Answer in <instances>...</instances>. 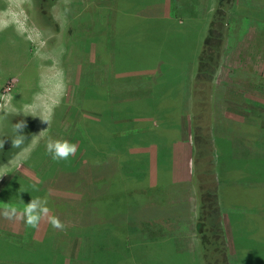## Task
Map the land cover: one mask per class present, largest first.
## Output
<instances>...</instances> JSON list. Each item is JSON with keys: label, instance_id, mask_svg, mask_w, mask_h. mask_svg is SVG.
Returning <instances> with one entry per match:
<instances>
[{"label": "rangeland", "instance_id": "1", "mask_svg": "<svg viewBox=\"0 0 264 264\" xmlns=\"http://www.w3.org/2000/svg\"><path fill=\"white\" fill-rule=\"evenodd\" d=\"M51 1L0 0V171L7 173L0 176V213L32 197H46L51 214L65 224L60 231L42 221L41 233L38 227L29 228L28 236H15L18 244L37 251L34 242L54 233L55 245L41 259L46 264H212L208 257L214 251H204L203 242L211 240L213 232L201 235L207 227L198 221L197 236L187 240L179 232L189 224L175 221V216H187L193 207L199 219L202 203L212 207L215 202L221 213L235 205L223 214L233 244L229 250L225 239L219 241L218 258L224 262L215 264H264V77L261 83H220L205 91L215 58L221 51V59L224 44L236 31L227 32L226 24L240 13L264 19V0H230L218 18L213 16L217 0H124L121 6L115 0ZM211 4L206 18L203 14ZM193 9L197 18L184 14ZM149 12L157 16L150 22ZM207 56L211 62L202 70ZM229 89L236 95L229 96ZM252 90L262 91L251 99L260 106L257 112L247 110L245 93ZM192 91L193 99L200 97L195 108L192 96L188 98ZM206 94L207 101L202 99ZM15 112L51 113L48 135L77 144L76 154L54 162L41 140L25 160L32 136L47 124L39 116L9 114ZM158 116L169 122L167 129L166 123L155 126ZM19 120L26 124L23 150L13 148L10 138ZM189 122L195 154L192 163L181 164L183 178L176 177L172 158L181 145L177 124L182 123L184 132L190 130ZM108 137L125 149L121 162L109 165L102 146ZM88 139L98 143L91 149L99 156H87L103 159L100 172L87 167ZM114 166L124 181L107 173ZM100 178L106 180L112 202L121 203L113 213L116 226L128 233L114 244V226L107 221L98 226L103 232L82 230L99 222L96 217L88 222L82 208L83 197L92 195L90 184H99ZM9 220L0 215V230H6ZM8 238L3 233L0 253L11 258H0V264H22L21 258L37 264L38 253L15 247ZM74 246L82 250L76 259L68 256ZM228 250L230 257L225 255ZM113 253L116 257L110 259Z\"/></svg>", "mask_w": 264, "mask_h": 264}, {"label": "crops", "instance_id": "2", "mask_svg": "<svg viewBox=\"0 0 264 264\" xmlns=\"http://www.w3.org/2000/svg\"><path fill=\"white\" fill-rule=\"evenodd\" d=\"M213 5H209L207 6V9L205 11V13L203 14L206 18L208 17V13L212 12L210 10H212ZM194 8V7H193ZM199 7H197L195 10H197ZM207 10L209 12H207ZM151 12L146 13L148 18H154L157 17L156 15H150ZM184 13V11H183ZM186 16H190L191 18H197L199 15H196L194 9L193 10H189L187 13H184ZM159 18H165L164 16H158ZM210 18V17H209ZM210 21V19L208 20ZM227 25V32L230 31H234L233 29L236 28V31H234L229 40H227L226 44H224L223 47V53H222V57L219 60V64L217 67V70L214 74L213 77V82L214 83L212 86L216 87V86H221V84L224 83V85L228 84V86L231 87H236L237 85H235L238 81L241 82H259L261 83L262 80L261 78L264 77V19L260 18V16H258L257 18L255 17H247L245 15H241L237 14L236 16L231 17V19L228 21ZM208 30V29H207ZM229 37V36H227ZM236 71H241L240 74L236 75L234 74ZM249 74L252 75V78H250ZM248 77V78H247ZM253 79V80H252ZM236 82V83H235ZM221 83V84H220ZM257 85H259L257 83ZM155 89V88H154ZM153 90V89H152ZM191 90V89H190ZM230 95L229 96H235V92H233V90L229 89ZM251 90V89H250ZM262 91L259 90V92H254L252 90V92H246L245 94H247V102H248V106H247V110L252 111V112H257L260 108V106L257 103H253V101H251V99L253 100L254 95L255 97H257L256 95L261 93ZM254 93V94H253ZM256 93V94H255ZM193 94L189 92L188 94V98L191 97ZM261 95V94H260ZM185 96V95H183ZM184 101V100H182ZM193 101V96H192V100ZM190 102V100H189ZM194 106V105H193ZM192 106H190L191 109ZM187 109V108H186ZM189 110L190 112V118H191V110ZM183 111V109H182ZM181 111V113H182ZM252 115V114H251ZM186 116V115H185ZM162 116H158V122L155 126H162L164 127L165 125H162L164 123H166L165 129L168 128V124L169 122L167 120L162 119ZM180 119L182 120V115L180 117ZM191 121V120H190ZM233 121H240L238 123H243V121L241 120H237L234 119ZM230 120V122H233ZM229 122V121H228ZM154 126V127H155ZM186 126L190 129H186L184 130V132L182 130V123L181 126L179 127L177 124V129H178V133H179V146H177L176 148V154L173 156L172 160H173V167L175 169V176L176 177H182L183 178V173L182 172V163H192V160L194 158V154L195 151H193L192 149V145H194V137L191 139L192 133H191V123H187ZM212 128V126H211ZM153 129V128H150ZM147 129V130H150ZM261 131V128H259ZM146 132V131H145ZM185 146L187 148H185ZM190 178H192V174L191 172L189 173ZM184 190L186 191L185 193L189 192V189L187 187H184ZM217 192V191H216ZM183 204V203H182ZM184 205V204H183ZM235 205L228 207V208H222V213L220 211V207L218 205V211H219V225L221 226L222 229V235H223V240L225 239L227 242V246L230 250L231 247H229V245L233 244V236L230 235V230L227 228L228 225V217L224 216V210L229 209V210H235ZM23 207V205L21 206H16V208L21 209ZM261 209H262V202H261ZM197 213H198V209H196V211L194 210V208L192 207L189 210V215L187 216H175V221H179L180 223L186 222L189 224V228L187 230H184L183 228H181L180 230V234L185 236L187 238V240L189 239V237L194 238L195 235L194 234V230H195V226L198 222V218L197 217ZM224 216V217H223ZM224 218H226V221L224 220ZM211 220H214L213 217H211ZM263 219L261 221L257 220V224L261 225ZM187 224V225H188ZM214 227H211V229L209 227H207V233L209 234L210 232H213L211 236H208L207 234H205L208 237H217L216 231L214 230ZM191 228H193L191 230ZM42 226L39 225L38 226V233H41ZM29 230L28 227L25 226V224L22 221L19 220H15V219H11L8 222V225L6 226V230H0V238L2 237L3 233H7L9 236V242L12 243L15 247L18 248H24L27 249V251H35L36 248L32 249L29 247H25L22 246L20 244H18V240L16 239L15 236H28V234L25 235V233H27V231ZM191 230V231H190ZM34 230H32L33 232ZM261 231L262 233L264 232L263 227H261ZM260 228H259V232ZM206 232V231H205ZM258 232V231H257ZM37 233V234H38ZM54 233H48V236L46 238L45 233L40 236L39 239H37V241L34 242V246L37 247V264L39 263V258H40V264H46V260L41 262V259H46L45 255V251L46 249L51 248L54 244V237L51 235ZM55 235V234H54ZM39 236V235H38ZM37 236V237H38ZM13 240L15 242H13ZM192 245V243H191ZM33 246V243H32ZM188 249L192 250L193 249V245L189 246ZM226 251L225 255L227 257H230V252ZM44 251L41 255V252ZM82 252V250L77 249L76 246L73 247L72 251H69V258L72 259H76V256L78 255V252ZM10 256V257H8ZM11 258V255H7V254H1L0 253V258ZM49 257V256H48ZM66 257L65 254H63V256L61 257L62 260ZM22 264H30V261L28 260V258H21ZM11 260V259H10ZM48 264L49 261H48Z\"/></svg>", "mask_w": 264, "mask_h": 264}, {"label": "trees", "instance_id": "3", "mask_svg": "<svg viewBox=\"0 0 264 264\" xmlns=\"http://www.w3.org/2000/svg\"><path fill=\"white\" fill-rule=\"evenodd\" d=\"M52 1H54V0H52ZM134 1L137 2V0H134ZM138 1L140 3V0H138ZM144 1L145 0H143L142 2H144ZM126 2H128V1H126ZM229 3H230V0H217V2H216V4H217L216 5V8H217L216 12L217 13H216V16L215 15H213V16L216 17V18L220 17L221 13H220L219 10L222 7H226L227 5L229 6L230 5ZM115 4L116 5H120V6L124 5V0H122V2L120 0H115ZM128 11H130V10H128ZM147 11H144V12H147ZM144 12H141V13H144ZM147 21L150 22L151 18L147 17ZM220 53H221V51H219V55L215 58V63L213 65V69L210 70L212 79L205 81V84H206L205 91H206V93L209 92V87L212 86L213 76H214V74H215V72L217 70V67H218V64H219V60H220ZM210 58L211 57L207 56L206 58L203 59V60H205V62L202 63V66H203L202 70L207 69V67H204V64L209 62ZM198 83L201 85L202 81L199 79ZM196 92H197V90L194 91V93H196ZM207 95L208 94L205 95L206 97L203 96L202 99L207 101ZM198 99H200V97H198V98L196 96L194 97L193 105L194 104L196 105ZM203 103H204V101H203ZM195 105H194V108H195ZM84 127L87 129V131H91L92 132V130L89 127H87V126H84ZM111 135H112V133H109V137ZM109 137L107 138L106 141H103L102 146L106 147V148H104L103 152L105 154V157L109 158V165H111V164H115L116 160H118L119 162H121V160H124V158L121 155H127V153L124 152L125 149L123 147H116V145L111 142ZM97 144L98 143H95V144L93 143V145H92L90 143L89 139L87 140L86 143H84V149H85L86 156H87V154L93 155V153H94V155L99 156L98 154H96L94 152L93 149H91V148L97 149L98 148V147H96ZM139 153H143V151L135 153V155L132 156V159L135 156L140 155ZM83 156H85V155H83ZM86 159H87V167L90 166V168H92L93 170L95 168V169L98 170V172H100V170L104 169V167L101 166L102 163H103V161H102L103 159H101L100 161H97L95 159V157H91L90 159H88V156H87ZM138 161H139V158H138ZM114 167H115L114 172L113 173L110 172ZM114 167H109L107 169V173H111L112 175L114 174L115 181H124V177L120 173L119 168H117V170H116V166H114ZM75 168L77 170V166H75ZM107 181H108V179H107ZM111 182H113V181L111 180L110 183ZM105 184H106V180L104 178H100L99 184H97V182L90 184L92 195L89 194V195H85L83 197V199H84L83 202H85L86 205L84 204V206L82 208V211L85 212V213L87 211V213H88L87 221L88 222H92L94 220V217H96V218L99 219V222L96 221V223H93V224H91V226H87V227H85L83 225L84 229H82V230L83 231L100 230L101 232H103L104 228H99L98 226H100V224H101L100 221H107L108 224H111L112 226H114L113 227L114 228V232L117 235H119V240H118L117 239L118 236L113 233V235H115V236H112V240H110V241H111L112 244H114L115 242H118V241L121 242V238L126 237L128 233H124V232H126V230L122 229L120 224L117 225V226L115 224V219L116 218L114 217L113 213H114V210H116V207H118V208L121 207L120 206L121 203L119 202V204H116V203L112 202V200H114V199L113 198H109L107 196L109 194L107 193L108 188L105 187ZM214 200H215V198H214ZM214 200H213V202H214ZM202 207H201V212H200V216H199V220H198L199 222L198 223L200 225H203L204 228L206 226V227H209L211 229V227L215 226L214 230L216 231V234H217V237H213V238H211V240L205 239L203 237V239H205V241L203 242V243H205V245L203 246V249H204V251L205 250L210 251V250L207 249L208 247H210V249H212L214 251V254H213L214 256L211 255V256L208 257V261L210 263H211V261H212V264H215L218 261L223 263L224 259L223 258L222 259L218 258V255H219L218 252H219V250L221 248L219 241L221 242L223 240V235H222L223 232H222L221 226L219 225V218H218L219 217V211H218V208L215 206V202L212 205V207H209V204H205L203 202L202 203ZM211 213L214 214V217H213L214 220H211ZM133 222L136 224L135 220ZM204 232L205 231L202 230L200 234L204 235L205 234ZM214 238H217V240H215ZM213 239H214L216 244H214ZM101 250L103 251V253L105 252V254H106L107 251L104 250L103 246L101 247ZM34 252L37 253V251H34ZM115 257H116V253H113V256H111L110 259H114ZM102 262H103V259H102Z\"/></svg>", "mask_w": 264, "mask_h": 264}, {"label": "clouds", "instance_id": "4", "mask_svg": "<svg viewBox=\"0 0 264 264\" xmlns=\"http://www.w3.org/2000/svg\"><path fill=\"white\" fill-rule=\"evenodd\" d=\"M23 113L24 115L39 116L43 122L47 124V127L39 132L38 135H33L30 144L28 145V151L24 159L27 160L31 156V152L34 151L40 144L41 140L44 142V150L47 155L54 162L66 161L70 156H74L78 150V145L70 142L67 139L53 138L47 133V128L50 127L52 121V114L49 113L47 116L36 115L28 112H15L9 113L11 115ZM26 124L23 120H19L13 123V134L10 136L11 144L13 148L23 150L26 146L27 137L25 136L23 129ZM29 142V141H27ZM4 145V139L0 138V148ZM5 172L0 171V176H4ZM36 189V186L33 185ZM48 200L46 197H32L27 203L23 202V207L21 209L15 206H10L8 209L0 213L7 219H15L22 221L28 228H37L41 222H46L53 229L63 231L65 229V224L56 215L51 214L49 209Z\"/></svg>", "mask_w": 264, "mask_h": 264}]
</instances>
